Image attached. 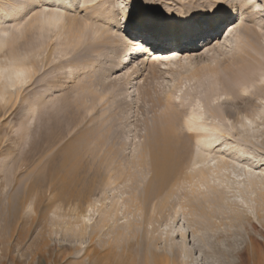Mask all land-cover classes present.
Here are the masks:
<instances>
[{
    "label": "rangeland",
    "instance_id": "374dc122",
    "mask_svg": "<svg viewBox=\"0 0 264 264\" xmlns=\"http://www.w3.org/2000/svg\"><path fill=\"white\" fill-rule=\"evenodd\" d=\"M55 2L0 0L12 14L0 24V64L20 46L34 64L0 101V264H264V0H151L160 23L187 13L200 21L224 4L233 16L225 21V10L220 31L238 24L204 48L211 31L174 28L185 43L178 57L195 64L162 60L155 72L140 53L110 67L115 50L144 34L123 32V18L136 19L148 0ZM41 9L62 15L44 25V41L33 36ZM71 26L83 33L76 46ZM161 46L151 51L175 49ZM220 50L231 52L226 70L194 74ZM252 74L258 81L241 93ZM191 114L204 132L187 129ZM206 135L218 142L208 148Z\"/></svg>",
    "mask_w": 264,
    "mask_h": 264
},
{
    "label": "bare ground",
    "instance_id": "6f19581e",
    "mask_svg": "<svg viewBox=\"0 0 264 264\" xmlns=\"http://www.w3.org/2000/svg\"><path fill=\"white\" fill-rule=\"evenodd\" d=\"M50 3H53V2H55V0H48ZM93 1H95V0H91V2H93ZM96 1H98V0H96ZM180 1H182V0H180ZM218 1V0H217ZM220 2L222 1V0H219ZM11 2V1H10ZM56 3V2H55ZM246 5H247V3L246 2H242L241 4H240V8L242 9V8H245L246 7ZM55 6V5H54ZM255 6H257V5H255ZM251 7L252 8V10L255 12V14H256V11L258 12V10H256V7ZM230 7V6H229ZM13 8V7H12ZM14 8H15V6H14ZM231 8V7H230ZM24 10V9H23ZM232 10V9H231ZM1 11H3L4 12V14H2V15H0V24H2V23H4L5 21H6V19L10 16V15H12L11 14V12H7V11H5L4 9H2V6H0V13H2ZM143 12H145V10L142 8L141 9V11H139V13H138V16L141 14V13H143ZM229 12V11H228ZM254 12H252L253 14H254ZM20 13V12H19ZM24 13V12H23ZM56 13H58V15L56 14ZM221 14V15H220ZM223 14H225V9H223V8H221V10H220V12H219V14H218V18H219V20H221L222 18H223V16H225L226 15V17H225V21H226V18L229 16V18H231V16H233V12H229L228 14H227V12H226V14L225 15H223ZM16 15V14H15ZM183 15V14H182ZM182 15H180V16H177L175 19L173 18L172 20H169V21H164V20H162V23H161V26L163 27V28H166V29H170V30H174V28H176V30L175 31H177V27L179 26V31L181 30L182 31V29H184V28H187V29H189V31L192 33V32H194L192 29H194L193 28V23H196V22H198L199 20H197L196 22H195V19H194V17L193 16H191V15H188V13L187 14H185L183 17H182ZM64 17V16H63ZM161 17V16H160ZM188 17H191L192 19L190 20V21H188V23L187 24H185V23H182V21H185V20H187V18ZM42 20H37V19H35L34 21H33V25H34V23H36V24H39V27L37 28V32H35L34 33V37H36V39H38V40H45L44 39V32H45V30H44V25H47L48 27H52V26H54V25H57V23L59 22V21H61V19H62V15L59 13V12H57V11H52V12H49L47 15H44V16H42V18H41ZM160 19V18H159ZM161 19H163L162 17H161ZM130 21H132L131 19L129 20V17H124L123 18V28H122V31L124 32V30L125 31H127V28L129 29V30H131V27H137L135 24H131V26H130ZM224 21V22H225ZM236 21L237 20H235V17H234V20L233 21H231V22H228V23H226L225 24V26L221 29V31H220V33H219V36H221L222 34H223V31L225 32L226 31V29H228V30H230L229 31V34L227 35V36H229V35H231V34H233V33H235L236 32V30H237V26L236 25H238V24H235L236 23ZM176 22H178V23H176ZM76 23V22H75ZM75 23L73 22V21H71V24L73 25V26H75ZM70 24V25H71ZM73 26H71V27H73ZM70 27V26H69ZM53 28V27H52ZM74 28V27H73ZM77 27H75L74 29H76ZM226 28V29H225ZM4 31V30H3ZM2 30H0V33L1 32H3ZM121 31V32H122ZM197 32V31H196ZM173 33V32H172ZM188 33V32H187ZM222 33V34H221ZM174 34H176V33H174ZM193 34V33H192ZM195 35L196 34H194V36H192V38H194L195 37ZM82 36H83V33H82V30H79V29H76L75 31H74V34H73V40L71 41L73 44H75V42H77L76 44H79L80 43V40H81V38H82ZM137 36V38L138 37H140V38H138V39H135L133 42H135L134 44H130V50L128 51V52H126L127 50L125 49L126 47L122 44V46L124 47L123 49H125L126 51H124L123 49H118V51H116L115 50V55H114V58H111V59H113L112 61H110V67H112V68H115V67H118V64H120L119 63V61H117L118 60V57H120V56H128L129 57V59H130V63H133V61H134V63H135V61H137L138 60V57H135V56H137L139 53H140V56H147V54L145 53V52H147L149 49H148V47L146 46V45H148L147 43H145V39L144 38H142V36H140V35H136ZM175 36H178V35H175ZM102 37V36H101ZM188 37V36H187ZM186 37V38H187ZM191 39V38H190ZM214 40H215V38H213ZM212 39V40H213ZM248 39V38H247ZM138 40V42H136ZM210 41L209 43H206V41L202 44V47L201 48H204V47H206L207 45H209V44H211L213 41ZM227 39L225 38V41H226ZM240 40V39H239ZM139 41H141V42H139ZM176 41V40H175ZM175 41H172V42H168V43H165L166 44V46L168 47V46H171V48H175V49H172L171 51H168L167 53H163V52H161V51H151L150 53H151V60H150V64H148L149 66H151V68H152V70L155 72V70H157V66H156V63H159V64H161L160 62L163 60V61H165V64H163V65H172V63H174L173 65H178V66H180V67H183V65H185L184 63L186 62V60H188V62L186 63V64H188V66H192V65H194L195 63L194 62H192V60L191 59H189V57L184 61V63H183V61L181 60V58L180 57H178V55H179V53H177V52H179V50H181V46L182 45H180L179 44V41H177V42H175ZM194 43H195V41H193ZM208 42V41H207ZM218 42H219V40H218ZM4 43H5V41H4V39L3 38H1L0 37V53H2L3 51H4ZM23 43V42H22ZM68 44V43H67ZM76 44H75V46H76ZM161 45H163V43L161 44ZM161 45H159L158 47L160 48L161 47V49L164 47V46H161ZM173 45L175 46V47H173ZM218 45V44H217ZM63 47V46H62ZM245 47H246V45H245ZM244 47V48H245ZM20 49L17 51L18 53H17V55H13V60H11V62H9V63H7V64H0V81H3V82H1L0 83V101L2 102V101H4L5 99H6V97H8L9 96V99L11 98V93H9V90H11V89H17V88H21V86H20V82L19 81H17V80H15V77H14V72L12 71V69L14 68V67H26V68H28L29 70H31L32 68H33V62L31 61V63L30 62H25V48L24 47H22V46H20L19 47ZM153 48V47H152ZM238 49L240 52L243 50V44L242 43H240V44H236V47H235V49ZM264 48V47H263ZM144 51V52H143ZM54 52V51H53ZM112 52V51H111ZM218 52V51H217ZM246 52V51H245ZM170 54V56L168 57L166 54ZM229 53H231V52H227V53H225V51L224 52H222L221 50L219 51V54H217L216 55V57L215 56H211V58H210V60L209 61H206V62H203V64H205L203 67H199V68H197L196 70H195V73H194V71H193V73L195 74V75H200V74H202V73H209V75L211 76V74L210 73H212L213 75H215V73L217 74V72L219 71H217V69L220 67V65L221 64H219V63H222V70L223 69H227V65H225L224 64V59H222V57H224V56H227ZM62 54V53H61ZM168 54V55H169ZM244 54H246V55H249V54H247V53H243V56H244ZM260 54V53H259ZM258 54V55H259ZM163 56H167V57H163ZM242 57V56H241ZM249 57V56H248ZM258 57V56H257ZM133 58V59H132ZM159 58H162V59H159ZM264 59V58H263ZM162 61V62H163ZM216 61V64L214 63ZM244 62H245V60H243ZM257 60L255 59V61L254 62H256ZM263 61V60H262ZM47 62V61H46ZM214 63V68H211L210 67V65L211 64H209V63ZM247 62V61H246ZM258 62V61H257ZM261 62V61H260ZM260 62L258 63V64H260ZM264 62V61H263ZM218 63V64H217ZM141 64H144V63H142L141 62ZM247 64H248V62H247ZM263 64V63H262ZM196 65H197V63H196ZM255 65V64H254ZM104 66H106V65H104ZM186 66V65H185ZM259 66V65H258ZM157 67V68H156ZM218 67V68H217ZM253 67V66H252ZM254 68H256L255 66H254ZM87 69V68H86ZM111 69V68H110ZM225 69V70H226ZM259 69V68H258ZM260 69H261V67H260ZM78 70V69H77ZM84 70V69H83ZM82 70V71H83ZM253 70V69H252ZM215 71V72H214ZM264 71V70H263ZM91 72V71H90ZM153 72V73H154ZM202 72V73H201ZM105 73V72H104ZM219 73V72H218ZM228 73V72H227ZM256 73H257V71H256ZM201 77H202V75H200ZM200 76H196L195 78H200ZM208 76V75H207ZM206 76V77H207ZM254 76H255V78H254ZM203 77H205V76H203ZM197 78V79H198ZM215 78H216V76H215ZM214 78V79H215ZM259 78V77H258ZM201 79V78H200ZM210 78L209 77H207V79H205V80H202L201 81V83H199L198 85H199V87L197 86V88L199 89V91H201L202 90V87H203V85H205L204 83H206L207 82V80H209ZM218 79V78H217ZM248 79V80H247ZM247 79H244V81H241L240 82V84H239V87H240V92L242 93V92H246L248 89H250L252 86H253V82H255V81H258L257 80V76L256 75H254V74H252V75H250V77H248ZM211 81V80H210ZM198 82V81H197ZM241 85V86H240ZM82 87V86H81ZM78 88V87H77ZM204 88V87H203ZM82 89V88H81ZM77 90V89H76ZM86 90V89H85ZM205 90V89H204ZM221 90V89H220ZM235 90V89H234ZM81 91V90H80ZM222 91V90H221ZM205 92V91H204ZM217 92V91H216ZM121 93V92H120ZM104 94V93H103ZM75 95H77V94H75ZM118 95V94H117ZM120 95V94H119ZM237 96H239V94H237ZM197 98V97H196ZM238 99H244L243 97H242V95H240L239 96V98H236V100H238ZM7 101V100H6ZM49 103V102H48ZM48 103H44V105H43V107H48L50 104H48ZM39 105L41 104V102L40 103H38ZM87 104V103H86ZM39 105H35V106H33L32 107V109L30 110L31 112H32V115H31V117L29 118V119H27V120H31L32 119V117H33V115H35V113H36V108L38 109V107H39ZM74 105V104H73ZM92 105V104H91ZM96 105V104H95ZM37 106V107H36ZM67 106V105H66ZM68 107H69V110H66V111H69V112H71L70 111V109L72 110V108H70V107H72V105H69L68 104ZM31 108V107H30ZM95 108V107H94ZM44 109V108H43ZM68 109V108H67ZM74 109V111H75V108H73ZM78 110V109H77ZM77 110H76V112H77ZM90 110V109H89ZM29 111V112H30ZM64 112V111H63ZM58 113H60V116L59 117H64V113H62V112H58ZM61 113H62V115H61ZM72 113H74V112H72ZM78 113H79V111H78ZM82 113V112H81ZM67 114V113H66ZM76 114V113H75ZM75 114L74 115H71L70 113H69V115L70 116H72V118H73V116H75ZM55 115V114H54ZM80 115V114H79ZM57 116H58V114H57ZM69 116V117H70ZM56 117V116H55ZM65 117H66V115H65ZM68 117V116H67ZM190 117H191V121H193V123H191V125H189L188 126V130H190V131H195V132H199V131H203L204 132V130H205V127L203 126V125H201V124H196L195 122L198 120V118H197V116L196 115H194V114H191L190 115ZM189 131V132H190ZM211 134V133H210ZM201 137V136H200ZM218 142V138H217V135L215 136V135H210V136H208V135H206L205 136V144L204 145H206L208 148H209V146H213V144H216ZM164 149V148H163ZM223 168V167H222ZM224 170H228L229 171V173L230 174H232V175H235V174H237L238 173V169H234V168H229V167H225V169ZM241 175V174H240ZM242 176V175H241ZM89 219V218H88ZM85 221H87V220H85ZM90 220H88V222H89ZM87 222V223H88ZM87 223H85V224H87ZM101 223H103V222H101ZM105 223V222H104ZM103 228V227H102ZM121 229V228H120ZM128 232V231H127ZM181 236H182V234H181ZM118 238H120V237H118ZM183 238V237H182ZM115 240V239H114ZM152 242V241H151ZM150 244V243H149ZM166 261V260H165ZM169 264H170V261H169ZM174 264V263H173Z\"/></svg>",
    "mask_w": 264,
    "mask_h": 264
},
{
    "label": "snow or ice",
    "instance_id": "6c2138e0",
    "mask_svg": "<svg viewBox=\"0 0 264 264\" xmlns=\"http://www.w3.org/2000/svg\"><path fill=\"white\" fill-rule=\"evenodd\" d=\"M143 7L146 11L141 13L136 19H133L131 13H129V20L131 19L132 23L139 27L146 37L157 39L162 43H168L181 38L179 36H175L172 33V30L163 28L160 21L153 15H150L153 8H160L159 5H154L151 0H148ZM221 8L226 11H230L229 6L224 4H217L215 7L205 9L202 13V19L197 23L193 31L207 32L217 27L221 23L217 15ZM41 13L47 15L49 13V9H41ZM56 14L58 15V13ZM191 19V17H188L187 20L182 21V23L187 24ZM12 71L14 72L15 80L20 82L21 87L27 84L28 77L30 75V70L28 68L14 67Z\"/></svg>",
    "mask_w": 264,
    "mask_h": 264
}]
</instances>
